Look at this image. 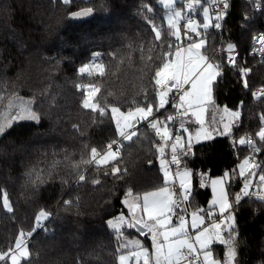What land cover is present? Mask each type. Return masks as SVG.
Wrapping results in <instances>:
<instances>
[{
	"label": "trees",
	"instance_id": "1",
	"mask_svg": "<svg viewBox=\"0 0 264 264\" xmlns=\"http://www.w3.org/2000/svg\"><path fill=\"white\" fill-rule=\"evenodd\" d=\"M199 2L198 17L210 0ZM82 8H92V16L79 23L68 19ZM165 12L158 0H0V118L16 98L40 115L38 123L18 120L0 136V193L6 192L13 206L12 213L0 207V252L24 229L32 235L30 258L21 264H118L121 251L106 220L118 213L129 191L139 195L165 186L158 166L160 139L145 121L136 124L131 141H118L117 159L110 164L94 163L91 149L102 153L117 141L111 106L127 112L158 102L153 77L166 44L154 39L152 25L174 43ZM258 31L264 35V0L258 11L245 0H229L221 46L237 50L232 63L213 54L218 34L214 28L206 31L203 51L221 72L213 100L220 111L240 116L231 133L193 145L192 159L181 156L186 168L198 170L191 171L187 210L207 209L211 193L200 177L228 172L226 192L242 242L239 264H264V201L241 200L237 206L233 199L244 182L237 163L254 154L264 167V144L259 141L257 153L231 139L264 127V95H254L257 89L264 93V59L248 54ZM88 59L98 61L102 75L100 67L94 75L79 72ZM86 86L99 88L94 99L106 109L104 116L82 106ZM164 112L155 115L164 121ZM114 166L121 170L118 175L110 174ZM261 172L258 168L256 174ZM41 211L50 215L37 229ZM214 247L223 254V246Z\"/></svg>",
	"mask_w": 264,
	"mask_h": 264
},
{
	"label": "snow or ice",
	"instance_id": "2",
	"mask_svg": "<svg viewBox=\"0 0 264 264\" xmlns=\"http://www.w3.org/2000/svg\"><path fill=\"white\" fill-rule=\"evenodd\" d=\"M70 0H64V3H69ZM175 0H167L165 7L171 8ZM222 8L227 10L228 0H219ZM191 5L189 8L191 9ZM148 11H152L148 8ZM93 13L92 8H85L81 11L72 13L73 18L87 17ZM205 21L209 19V11L207 8L203 9ZM224 12L221 11L216 14V19L219 21ZM182 17L180 11H175L173 16H169L167 20L168 29L171 35L174 36L175 41L172 43L166 41L162 37V32L155 24L152 25L154 32V39L160 44H166V47L160 49L159 60L160 63L154 70L153 82L156 87L157 103L147 102L143 106L137 104L134 108L124 112L118 106H111L110 111L112 118L116 121L117 130L123 140L131 141L136 136V131L132 130L136 124L141 121H148L151 128L155 129L156 135L160 138L158 145V152L161 154V166L164 170L165 187L158 191L146 192L142 197V204L137 203L141 197L136 196L131 202L126 198L123 203L127 206L129 214L132 219L127 220L123 214L118 217L117 223L113 224L109 221L118 235H123L120 231L121 227L127 223L128 228H139L141 234L147 229V233L151 234L152 251L144 247L139 241H131V251L119 255V264H129L135 258V264H140L141 259L143 264H239L238 260V246L242 243L238 237L237 225L238 221L233 214L234 206L230 202L228 194L222 187L223 180H213V192L215 198L212 200L211 206L208 209H199L191 213V223L188 224L183 212L179 194L167 185L175 182L172 173L167 165L169 161L165 158V148L169 141H173V132L170 131L168 124L159 120L155 115L161 109H165L166 105L170 103L172 98V106L176 108L177 113L181 116H192L195 118L194 122L200 126V130L196 133V140L199 141L201 137L204 139H211L212 132L205 127V116L208 114L209 105H214L213 100V86L217 78L221 77L220 65L209 62V58L201 54V49L205 47L204 39L197 42L192 34L196 37L201 36L198 31L200 25L189 19L186 27L183 28V37L191 40L187 47L182 46V30L178 23ZM215 28L221 27L217 22ZM205 31L209 28L207 22L203 23ZM264 40V37L261 38ZM232 45L228 48L231 51ZM151 59V57H149ZM95 64V60L93 61ZM91 67V65L85 66ZM85 67L79 69L80 73L85 72ZM96 67L101 68V75L103 70L101 65L96 64ZM243 71V70H242ZM89 75L91 73L89 72ZM247 87V83H245ZM89 90L85 94L82 106L90 109L93 112H98L100 116L106 114V109L101 107L95 101V96L99 92V88L86 86ZM178 93V101L174 98ZM255 95V93H254ZM264 95V93H261ZM147 100V96H145ZM11 103L9 107H11ZM227 112V109H224ZM230 115L233 119L240 116L239 112H232ZM151 118V119H150ZM174 117H167L166 120L173 121ZM222 119V118H221ZM16 120H31L39 122L40 115L34 111L30 105H23L15 115H9L0 120V136H3L6 131L12 126ZM264 121V117H261ZM123 122V124H122ZM210 122L215 130L217 124L216 114L213 112L210 116ZM231 122L223 125L224 133L228 134L231 131ZM125 129H129L125 131ZM180 134H176L174 142L171 143V160L170 163L175 165L177 171L175 177L179 179V189L183 195V200H189L191 189L189 187V177L192 173L185 168L182 172L179 171L181 156L191 155L193 143L192 137L189 135L186 142L184 141L182 133L189 131L183 124L180 125ZM260 142L264 144V127H261L257 133ZM249 138H242L239 140L241 145L247 144ZM118 143L112 141L107 145V150L98 152L97 148L91 149L92 160L100 164H108L110 161L116 160L118 152L113 150V144ZM253 152H260L261 148L253 144ZM99 157V159H98ZM251 157L245 158L240 167V175L244 177L243 187L239 193L235 194L234 202L238 206L243 197L250 195L249 189L253 187V178L257 175L252 169L261 168L264 172V167L250 163ZM249 169V176H245V169ZM121 170L118 167H113L110 174L118 175ZM109 174V173H105ZM79 179L83 181L84 175H80ZM260 185H264V174L258 177ZM98 182V181H96ZM260 185H257L259 187ZM217 186H221L217 192ZM131 191L127 193V197H132ZM258 199L264 200V196H258ZM65 203L70 204V201ZM0 207L7 213L13 212V206L9 201L6 192L0 193ZM219 208V217H214L213 209ZM140 210L143 215L136 216L137 210ZM179 210V211H178ZM200 212H205V215H200ZM49 213L41 211L36 217L37 226L40 222L47 219ZM173 216H176V222H173ZM146 217V219H145ZM211 221L210 226L205 224V220ZM189 229L192 235L189 234ZM225 232L227 235L225 236ZM32 232H26L21 229L14 242V245L9 247L6 251L0 252V264H21L22 260L27 261L30 258V251L28 248L29 238ZM215 245H220L226 248V255L216 252ZM122 248H129V243H124ZM120 251V249H118Z\"/></svg>",
	"mask_w": 264,
	"mask_h": 264
},
{
	"label": "rangeland",
	"instance_id": "3",
	"mask_svg": "<svg viewBox=\"0 0 264 264\" xmlns=\"http://www.w3.org/2000/svg\"><path fill=\"white\" fill-rule=\"evenodd\" d=\"M61 1H63L64 2V0H61ZM182 0H175V3H173V5H172V7L171 8H168V7H165L164 5L167 3V0H158V3L164 8V9H166V13H165V16H164V19H165V22H166V24H167V20H168V17L169 16H173L174 15V12L175 11H180L181 12V7L179 8V6H178V3L179 2H181ZM188 2H189V5H191L192 7H191V9L189 8V5L186 7V9L188 10V11H190V10H192L191 12H192V20L196 23V24H198V25H200V27L198 28V31H204V32H206L208 29H210V28H213L214 27V22H213V20H212V17H211V14H210V10H209V6H208V4H204V5H202V8H201V10L199 11V16L200 17H198L197 16V14H196V12H195V7H197V6H199L200 4H201V2H199V0H188ZM205 8H207L208 9V11H209V19L207 20V21H205V18H204V13H203V9H205ZM182 19V18H181ZM181 19L179 20V24H180V22H181ZM204 22H207L208 24H209V28L205 31V29L203 28V23ZM168 25V24H167ZM202 29V30H201ZM200 39H202V38H196L195 40L197 41V42H199V40ZM189 43L191 42V40L190 41H188ZM188 44V43H187ZM187 44H186V46H187ZM227 48H228V46H226ZM233 48V47H232ZM229 49V48H228ZM205 55V54H204ZM206 56V55H205ZM209 62H211V63H213V64H217L216 62H213V61H209ZM96 69H97V67L96 66H92V70H93V73L96 71ZM91 74V75H94V74ZM86 89V92L89 90L87 87L85 88ZM261 93H262V89H257L256 91H255V95L256 96H259V95H261ZM83 100H84V98H83ZM82 100V101H83ZM29 104V103H28ZM27 104V101H25V100H22V99H19V98H16V99H14L12 102H11V107H8L7 108V111H6V113H4V115L0 118V120H2L3 118H5V117H7V116H9V115H15L18 111H19V109H20V107L21 106H23V105H28ZM214 105H215V102H214ZM208 109H209V112H208V114H206V116H205V127L206 128H208V130L209 131H211L212 132V138L211 139H213V138H216V137H219V136H222V135H225V134H223L224 133V128H223V125L225 124V123H229V122H231V124H232V126H231V131H232V128H233V126L235 125V122H234V120L235 119H233V117L230 115V113H232L233 111H227V112H225L224 111V109L222 110V111H220L219 113H217L218 114V118L216 119V121H217V124H216V126H215V130H213V127H212V125H211V122H210V116H211V114L213 113V112H215L216 113V111L218 110V108L216 107V105L213 107V105H209L208 106ZM112 115V114H111ZM222 118V119H221ZM113 119V118H112ZM194 120H195V118L194 117H192V116H183L181 119H180V121H179V125H181V124H183L185 127H187L188 129H189V131L188 132H186V133H182V135H183V138H184V141L186 142V140H187V138H188V136L190 135L191 137H192V143H193V145H195V144H198V143H201V142H205V141H208V140H211V139H204L203 137H201L200 138V140L199 141H197L196 140V133L200 130V126L199 125H197L195 122H194ZM18 120H16L15 122H17ZM142 122H145V121H141L140 123H142ZM14 123V122H13ZM113 123L115 124V126H116V121L113 119ZM122 124H123V122H122ZM139 124V123H138ZM116 129H117V127H116ZM129 129H125V131H128ZM133 130V129H132ZM117 131V136H118V138L119 139H122L121 138V136H120V134H119V132H118V130H116ZM231 131L229 132V133H231ZM259 132V131H258ZM257 132V133H258ZM228 133V134H229ZM257 133L255 134V136L258 138V140H259V137H258V135H257ZM123 140V139H122ZM115 144V143H114ZM159 144H160V142H159ZM107 150V149H106ZM105 150V151H106ZM113 150H115L114 148H113ZM116 151V150H115ZM98 159H99V157H98ZM93 161V160H92ZM114 161V160H113ZM113 161H110L108 164H110L111 162H113ZM243 161H244V159H242L241 161H239L238 163H237V166H236V169H237V173H238V175L240 176V177H243V176H241L240 175V165L243 163ZM94 163H96L95 161H93ZM100 165H106V164H100ZM166 167H168V164L167 165H165ZM160 167H161V172H162V174H164V170H163V168H162V166H161V163H160ZM185 169V168H184ZM183 169V170H184ZM188 169V168H187ZM255 169H257V168H255ZM182 170V171H183ZM190 172H191V170L190 169H188ZM253 170V169H252ZM248 171H249V169L248 168H246L245 169V175L248 173ZM260 175L261 174H264V172H262V173H259ZM250 174L248 173L247 174V176H249ZM258 177H259V175L257 176V184H260V182H259V179H258ZM177 178V182L179 183V179H178V177H176ZM244 178V177H243ZM213 180H223L224 181V183H223V185H222V187L225 189V192H226V183L228 182V180H229V174H228V172H225L222 176H219L218 178H214V179H209L208 180V178H206V177H201L200 178V185L201 186H204V187H209L210 189H211V193H212V195H211V197L209 198V200H208V202H207V206L208 207H210L211 206V203H212V200L215 198V195L216 194H214V192H213V186H212V181ZM253 180H255V179H253ZM263 186V189H264V185H262ZM189 187H190V189H191V176L189 177ZM218 187V189L221 187V186H217ZM227 193V192H226ZM136 196H138V195H133L132 197H125V198H123L122 199V201H121V209L118 211V213L115 215V216H113V217H111V218H108L107 220H106V224H107V227H108V229L110 230V231H113V232H115V237H116V239L118 240V249H120V251H125V250H129V251H131V241H139L144 247H146V248H148L149 249V252L151 253V251H152V243H151V234L150 233H147V229H145V231H144V234H141V232H138V233H134V232H132L133 231V229H135V228H128L127 227V223H125L122 227H121V229H120V231H121V233L123 234V235H118L117 234V232L115 231V229L112 227V226H110V224H109V221H112L113 222V224H115V223H117V220H118V217L121 215V214H123L124 216H125V218H126V221L127 220H131L132 219V217H131V215L129 214V210H128V208H127V206H125V204L123 203V201L127 198L129 201H131V199H133V197H136ZM200 208H198V209H189V210H187L186 211V216H188V220H189V225H190V223H191V213L193 212V211H198ZM213 211H214V217H219V208L217 207V208H215V209H213ZM200 215H205V212H200L199 213ZM136 216L137 217H140L141 216V212H140V210L138 209L137 210V212H136ZM173 222L175 223L176 222V216H173ZM187 220V219H186ZM43 221V220H42ZM41 221V222H42ZM205 224L206 225H208V226H210V224H211V221H209V220H207V218H206V220H205ZM124 231H130L131 233H130V235H127V234H125L124 233ZM225 234V236L227 235V232H225L224 233ZM129 243V248H122L121 246H122V244H124V243ZM224 249H223V255H226V248L225 247H223ZM128 251V252H129ZM124 253H127V252H124ZM119 255H121V253L119 254ZM118 255V256H119ZM118 260V263H119V258L117 259ZM129 264H135V258H133L132 260H131V263H130V261H129ZM140 264H143V261H142V259H141V262H140Z\"/></svg>",
	"mask_w": 264,
	"mask_h": 264
},
{
	"label": "built area",
	"instance_id": "4",
	"mask_svg": "<svg viewBox=\"0 0 264 264\" xmlns=\"http://www.w3.org/2000/svg\"><path fill=\"white\" fill-rule=\"evenodd\" d=\"M245 1L251 3L256 11L260 10L262 5H263V0H245ZM188 5H189L188 0H182L181 1V13H182L181 18L182 19L180 22V26H181V30H182V35H183V28L186 27L188 20L189 19L192 20V13L186 9V7ZM228 5H229V0H228ZM208 6H209L210 14H211L212 20L214 22V25L217 22H219L221 25V27L219 29L213 27L214 30L218 34V40H217V43L215 45L213 54L218 53V54L224 55L226 61L228 63H232L234 61L236 55H237V50L235 48H232V50L230 51L226 46H221V39H222V35H223V21H224V17L226 15L227 10H224L222 8V4L219 3V0H212ZM221 11L224 12V15L222 16V18L219 21H217L216 14L221 12ZM192 36L194 39L198 38L195 36V34H192ZM199 37H201V36H199ZM262 37H264L263 32L258 31L254 35L252 42H251V45H250V48H249V51H248V54L252 57H255L257 60L264 59V40L261 39ZM186 40H188V39H186ZM188 41H190V40H188ZM93 61L94 60H91V59H88L86 61L85 65L83 67L88 66V65H91V67H85L84 73L89 74V72H90L92 74V72H93L92 66H96V64H99L98 61L95 60V64L93 63ZM178 95L179 94L176 93L175 97H174L177 101H178ZM82 102L83 101H81V103ZM164 110H165L164 115H163L164 122L168 124L170 131L173 132V141H169L168 146L165 148V158L169 161L168 168L170 169V171L172 173V177L175 178V182L172 184H169L167 186L172 188L174 191H176L179 194V198H180L182 207H183V209H186V211H187V201L183 200V195L180 192L179 183L176 180L175 173L173 170L174 165H172L170 163V160H171V147H170V145L172 142H174L175 135L180 134L181 130H180L179 121L183 116L179 115L177 113L176 108H174L172 106V98L171 97H170V103L168 105H166V107H165V109H163V111ZM167 117H174L175 119L173 121H169V120H166ZM242 138H249L247 144H245V145L247 147H249L250 149H252L253 144H255L258 147V143L260 140H258V138L253 134H244L241 136H235V135L231 136L232 141H237L238 143H239V140ZM119 140H122V139L117 138V142ZM116 147H117V143L113 144V148L115 150H116ZM191 152H192L191 155H188V156L182 155V156L187 158V159H192L193 158V151L191 150ZM249 157L252 158L250 163H254L257 165L261 164L260 160L254 154H249L246 158H249ZM190 170L198 172V170L195 168H190ZM243 183H241V185L239 186L238 193L242 189ZM257 185H260V184H257V181L254 180L253 187L251 189H249L250 195L247 197H243L242 200H244V201L261 200V199H258L257 197L258 196H264V189H263L262 185H260L259 187H257ZM262 201H264V200H262ZM186 211L183 212V215L185 216V218H187ZM42 227H43V221L40 222V226H37V229H40ZM189 234L192 235L191 229H189Z\"/></svg>",
	"mask_w": 264,
	"mask_h": 264
},
{
	"label": "crops",
	"instance_id": "5",
	"mask_svg": "<svg viewBox=\"0 0 264 264\" xmlns=\"http://www.w3.org/2000/svg\"><path fill=\"white\" fill-rule=\"evenodd\" d=\"M212 0H210V2H211ZM196 8V7H195ZM166 13V12H165ZM164 16H165V14H164ZM165 20V19H164ZM166 23V22H165ZM202 30V29H201ZM201 32V37H198V38H202V39H204V41H205V44H206V39L204 38L205 37V34H206V32H204L203 30L202 31H200ZM174 37V36H173ZM196 39V38H195ZM175 43H178L177 41H175V38H174V44ZM187 43H189L188 42V40H186L184 37H183V35H182V46L183 47H187L186 46V44ZM201 51V54L202 55H204L205 53H204V51H203V48L200 50ZM209 61H210V59H209ZM163 109H161L160 111H162ZM160 121H162V120H160ZM164 122V121H163ZM165 123V122H164ZM167 124V123H166ZM160 139V138H159ZM160 143H162L161 141H160ZM160 163H161V154L159 153V156H158V166H159V170H160V173H162L161 172V167H160ZM184 168H186V166L183 164V162H182V159H181V162H180V168H179V171H181L182 172V170L184 169ZM188 169H190V168H188ZM258 169V168H257ZM257 169H253L252 171L253 172H255V173H257ZM173 170H174V173H176V171H177V168H176V166L174 165V167H173ZM248 173H249V171H248ZM247 173V174H248ZM262 173V172H261ZM247 174L245 175V176H247ZM163 175V178H164V174H162ZM258 175H260L259 173L253 178V179H257V176ZM202 177H206V176H202ZM201 178V177H200ZM206 178H208V180L209 179H214V178H218V177H213V178H209V177H206ZM243 178V177H242ZM191 179H192V175H191ZM244 179V178H243ZM176 180H177V178H176ZM257 181V180H256ZM226 185V184H225ZM191 186H192V183H191ZM162 187H165V186H161V187H159V188H157V189H154V190H150V191H147V192H154V191H158L160 188H162ZM209 188V187H208ZM209 190H210V193H211V189L209 188ZM219 191V189H218V187H217V192ZM144 193H146V192H144ZM144 193H142V194H139L138 196L139 197H141V199L139 200V201H137V203H140V204H142V197H143V194ZM211 195H212V193H211ZM211 197V196H210ZM135 197H133V199H134ZM133 199H131V201L133 200ZM130 201V202H131ZM209 207L207 206V209H208ZM189 210V209H188ZM141 212V211H140ZM143 215V213L141 212V216ZM217 217V216H216ZM145 219H146V217H145ZM187 221H188V224H189V218H188V216H187ZM137 231V230H136ZM139 232V231H138ZM129 250H125V251H121V253L122 252H128ZM119 258V256L117 257V259ZM9 264H10V261L8 262ZM130 263H131V261H130ZM119 264V263H118Z\"/></svg>",
	"mask_w": 264,
	"mask_h": 264
},
{
	"label": "water",
	"instance_id": "6",
	"mask_svg": "<svg viewBox=\"0 0 264 264\" xmlns=\"http://www.w3.org/2000/svg\"><path fill=\"white\" fill-rule=\"evenodd\" d=\"M83 9H85V8H82V9H79V10H76V11L71 12V13L68 15V19H69L70 21H73V22H77V23H79V22H81V21H83V20H85V19H87V18H89V17L92 16L93 13H92L90 16H87V17L73 18L72 13H75V12L81 11V10H83ZM219 112H220V109L217 110V113H219ZM149 165H151V163H150ZM135 229H136L137 231L141 232L139 228H135ZM144 231H145V230H144Z\"/></svg>",
	"mask_w": 264,
	"mask_h": 264
}]
</instances>
